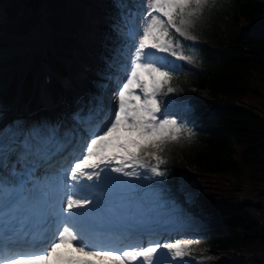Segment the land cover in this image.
<instances>
[{
  "label": "snow or ice",
  "instance_id": "6c2138e0",
  "mask_svg": "<svg viewBox=\"0 0 264 264\" xmlns=\"http://www.w3.org/2000/svg\"><path fill=\"white\" fill-rule=\"evenodd\" d=\"M134 2L135 10L115 0L121 20L112 30L122 40L108 58L115 104L107 84L54 119H10L0 104V264H184L182 258L200 243L145 242L143 237L155 235L157 226L182 220L180 205L165 187L134 184L105 172L116 162L113 173L138 176L125 168L149 167L144 157H151L152 176L165 177L163 146L191 142L195 135L192 127L167 115L175 100L158 99L176 89L166 67L170 62L148 49L191 62L170 29L195 39L189 29L209 0ZM181 106L191 112V105ZM60 245H75L80 255L53 258Z\"/></svg>",
  "mask_w": 264,
  "mask_h": 264
},
{
  "label": "trees",
  "instance_id": "16d2710c",
  "mask_svg": "<svg viewBox=\"0 0 264 264\" xmlns=\"http://www.w3.org/2000/svg\"><path fill=\"white\" fill-rule=\"evenodd\" d=\"M87 8L103 17L102 26L107 29L111 20L120 18L115 0H12L9 4L0 0V27L11 35L28 33L45 13L58 34L57 50L68 55L76 41L67 33L83 26ZM263 15L262 0H209L191 28L200 43H189L175 30L171 33L184 55L194 49L200 69L183 63L180 71L172 73L176 91L160 95L162 102L186 100L191 105L192 113L181 123L195 133L191 142L163 146L159 154L166 163L160 168L166 176L160 180L180 205L183 218L210 222L197 238L200 243L190 250L195 264H258L249 259L207 258L252 254L256 245L264 246V229L242 216L251 204L238 200L244 188L252 197L264 200ZM100 66L106 67V63L102 61ZM186 175L197 182L191 202L184 200L177 185ZM256 208L264 211V206Z\"/></svg>",
  "mask_w": 264,
  "mask_h": 264
},
{
  "label": "rangeland",
  "instance_id": "374dc122",
  "mask_svg": "<svg viewBox=\"0 0 264 264\" xmlns=\"http://www.w3.org/2000/svg\"><path fill=\"white\" fill-rule=\"evenodd\" d=\"M10 0H8L9 2ZM127 1V0H125ZM263 5H264V0H262ZM102 19L100 18L99 14L97 13V11L92 10V9H87L86 11V15H85V27L81 28L79 31H77L75 33L76 38L78 39V47L72 52L73 55L71 56V58L69 59V61L66 63V67L67 69L69 68V70L73 71V73H76L75 75H73L71 77V81L74 83V81L78 82V84L81 83L80 85V89L83 90L84 92H86L87 90L85 89V83L88 80V74L91 73V62H93L96 58V56L94 55V49L96 47V43L98 41V39L101 37V29L99 27V22ZM262 21H264V15L262 16ZM39 29V28H38ZM42 29H40L39 31H32L30 34L28 35H36L38 33H40ZM190 32V31H189ZM52 34V33H51ZM191 34V32H190ZM53 36V35H52ZM54 41H52V44H56V40H55V36H53ZM17 44L16 42L11 43L10 45H14ZM9 45V46H10ZM12 61V59H8L5 58L4 62L0 63V67H4L6 65H4V63H10ZM18 61V57H16V60H14L11 64H17ZM40 62V64H39ZM189 65L193 66V67H197L198 68V62H195L193 60H191V62L186 61ZM34 64V63H33ZM43 65L45 66H49L52 70H54V68L56 67L55 64L52 62V60H48L45 55L41 56L39 58L38 61V68L37 70L42 67ZM80 66V67H79ZM171 66L173 68H177V65H175V63L171 64ZM18 67V66H16ZM93 69V68H92ZM75 70V71H74ZM95 71V69H94ZM12 77V83H11V89L3 94H0V104H3L5 107L9 108V104H12L13 100H16L19 98L17 105L19 107H21V109H23V107H27L29 111L34 112L35 110H37V108L41 107V104H35L37 102H39L38 100H40V96L38 95V93L40 92L39 90H41L39 88V81H40V76L38 74V72H36V70L32 73L31 79H29V76H26L25 81L22 85H20L19 83V79L18 76L19 74L13 73V75H10L8 73H3L0 74V80L1 81H8L10 79V77ZM51 89V86H48L46 89H44L43 91H47L48 89ZM54 90V89H52ZM50 91V90H49ZM76 88L72 89V92H75ZM52 95H54L53 92H51ZM15 97V98H14ZM11 98H14L13 100H11ZM56 98H58L56 96ZM173 109V113L175 114V117L179 114L182 113V110H184L180 105H178L177 107L172 108ZM217 109H221V106L218 105ZM12 113V112H10ZM9 115V114H8ZM158 117L162 116V113H158L157 114ZM13 117H11L10 119H12ZM27 119H32V117H27ZM144 162L146 165H148L149 167H139V166H131L132 171L135 170L138 174V176H133V181L136 184H151L153 186H155V183L157 182V177L152 176V173L150 171V166L154 165V163L152 162H148L144 159ZM147 176L148 179H145L144 177ZM129 178V177H128ZM131 178V177H130ZM134 183V184H135ZM182 187L184 188H189L188 191L186 190H182V192L184 194L187 195V197H191L193 196V189H194V181L192 177H186L183 182H182ZM239 201H247L251 204V206L249 208H247L244 212H243V216L250 218L251 220H253L256 223H259V225L264 229V211H259L256 207L259 206H264V200H259V198H255L252 197L249 194V189L248 188H244L242 193L239 195L238 197ZM167 223H171L174 226L178 227H184V228H180L182 229V232H184L185 230L188 231L190 228H204L205 227V223H202L196 219H190L189 221H185V220H180V221H168ZM184 235V234H182ZM187 235V234H185ZM161 251H166V250H161ZM234 257H239L242 260H254L256 261L258 264H264V246L261 245H256L255 250L252 254H246V255H241V256H234ZM229 257H226L225 255H212L210 256L209 260L210 261H220L223 259H227ZM169 259H171V257L169 256ZM184 264H190L191 262V258L188 256H185L182 258ZM178 261H172V264H177Z\"/></svg>",
  "mask_w": 264,
  "mask_h": 264
},
{
  "label": "bare ground",
  "instance_id": "6f19581e",
  "mask_svg": "<svg viewBox=\"0 0 264 264\" xmlns=\"http://www.w3.org/2000/svg\"><path fill=\"white\" fill-rule=\"evenodd\" d=\"M45 22V21H44ZM52 43V38L45 31L44 28H42L41 32L36 34V35H29L24 38V43L18 48L17 53H20L21 59L19 60L17 66L14 67V65L11 64H5L6 68H11L12 71L17 72L20 76H23L27 73L31 59L36 55V54H42L47 50V48L50 46ZM11 53L10 52H1L0 53V62L4 60V57H10ZM15 108H7L8 114L12 112ZM2 126V125H0ZM116 166V162H113L112 165H110L107 169H105V172L107 175H112L113 172L111 171V167ZM103 167V166H102ZM105 173L102 172L101 176H103ZM34 264H41L40 262H34Z\"/></svg>",
  "mask_w": 264,
  "mask_h": 264
}]
</instances>
